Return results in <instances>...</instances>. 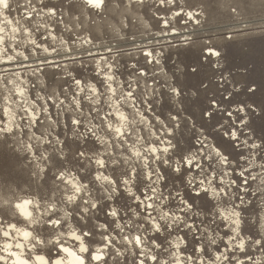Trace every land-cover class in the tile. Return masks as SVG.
<instances>
[{
  "label": "rangeland",
  "instance_id": "1",
  "mask_svg": "<svg viewBox=\"0 0 264 264\" xmlns=\"http://www.w3.org/2000/svg\"><path fill=\"white\" fill-rule=\"evenodd\" d=\"M34 2L39 3V0ZM9 3L10 8L4 9L3 14L12 20L19 31L15 41L6 36L3 46L6 47L7 53L13 55V48H15L17 51H23L28 58H35L38 61L44 56H63L67 51L82 56L85 49H91L96 53L105 52L106 55L103 56L105 61L102 63H97L94 58H91L87 59L90 63L79 64L80 60H77L78 64L65 69H45L39 78V89L30 97L32 105L38 111L41 108L48 109V112L40 116L41 123L30 127V123L26 124L22 120L20 112H16L19 128L14 129V134H3L0 137V217L4 222L12 220L20 224L12 215L13 209L9 205L3 206V200L11 201L21 195H33L40 199L42 208L45 203L57 204L54 219L60 218L62 215L60 209L63 208L71 213L70 222L80 229V233L95 231L96 234L93 237L86 238V243H89L93 251L103 238L99 225L106 220L112 222L114 219L107 216L111 208H117L119 211L123 219L118 222L125 225L126 231L123 234H127L129 216L136 210V201L128 197L122 183L117 193L112 191L111 185L106 186L107 188L104 186L103 189L99 187L93 178L94 173L99 170L113 176L112 169L115 168L116 178H121L120 174L124 171H127L131 178V169L138 166L141 171V181L135 182L133 192L141 196L153 195L145 186L147 181L143 177L147 170L144 169L142 162L135 158L126 160L125 157L131 156V153L125 152L124 149L135 144L137 136L142 138L143 147H147L149 143L155 141L153 132L158 135L163 133L164 138L167 139L170 128L173 133L172 140L178 152L183 151L184 154H188V152L201 151V144L205 142L207 148L202 150L205 152L217 145L227 149L230 153L229 163L223 166L221 171L229 172V175L225 177L226 180H236L234 190L239 195H245L244 192L239 191L241 187L247 189L245 206L248 207V212L245 216L249 223L243 234L259 235L264 232V150L257 151L243 143L245 140L255 144L261 143L260 138L264 137V119L259 118L258 115L250 118L248 128H242L238 122L235 123L236 128H242V132L237 133L241 147L235 144L230 147L226 142L228 137L224 135L225 130L229 132L232 130L233 122L236 121L235 115L232 117L227 115L228 111L237 107V101H244L246 104L264 103V0H187L186 3L185 0H176L175 5L164 8H160L158 0H146L142 3L134 0H131V3L130 0H105L101 9H86L82 0H44V3L56 6L57 15L45 19L36 16L30 21L23 19L24 7H18L23 5L25 0H9ZM180 8L183 9V14L177 22L172 12ZM189 11L194 14L192 21L187 19L186 13ZM4 16L0 15V24L7 29L9 25L4 21ZM160 18H171V26L164 28ZM39 23H45L47 28L38 27ZM24 27L29 28L30 36L24 34ZM52 36H55L56 40H53ZM85 38L91 40V43H85ZM29 39H35L40 48L37 49L27 43ZM45 48L48 52L44 51ZM53 48L56 51H52ZM208 48L219 50L225 59L217 64L216 57L205 55L204 50ZM146 51L154 55L159 53L156 57L159 59L158 65L148 63L150 57L144 55ZM97 64L105 73L108 71V66H112L115 79L111 83L113 88L118 90L117 95L112 96V100L120 101L119 105L122 106L118 105L119 110L123 111L130 121H136L134 125L129 123V132L125 133L123 141L116 138L113 132H109L106 124L102 131L97 130V135H106L109 144L115 146L114 151L91 136L86 141L76 139L73 143L74 135L78 137L83 133L90 122L96 125L101 123L95 111L89 113L90 107L100 111L101 116L112 112L110 122L119 123L114 110L109 107L111 100L108 96L111 93L107 92L108 82H104L103 76L97 74ZM193 66H198L196 73L191 70ZM141 69L145 70L146 76L139 78V88L135 93L139 99L135 102V106L131 101L125 104V98L121 100V93L127 91L126 85L130 84L132 88H136V79ZM75 79H81L84 83H94L100 92L104 93L103 104L94 106L84 100L82 112L76 111L72 101L80 97L74 96L78 91L77 86H74ZM251 80L256 82L255 86L258 88L254 96H248L244 91L245 83ZM171 87L182 90L181 95L177 96L170 92ZM236 89H239V94L233 97L232 93ZM9 94L13 101L20 100L14 92L5 94L0 91V104L3 103L2 98ZM87 94L86 92L82 95ZM61 100L64 101V105L58 107ZM214 100L218 102L217 107L211 105ZM229 100H232L230 101L232 103H229ZM205 110L212 112L213 116L203 115ZM257 113H259L258 108ZM141 115L144 117L143 121L140 119ZM49 116L52 118L51 121L47 119ZM173 117L176 119H172ZM73 118H80L82 124L72 125ZM0 119H6L3 117L2 107H0ZM48 131L50 136L47 138L52 141L50 145L40 144L34 139V136H41ZM57 139L61 142L67 139L70 145V149H64L68 158L63 161L62 168L55 167L51 161L39 158L45 152L49 155L55 154L57 159L60 158L58 151L60 144L56 143ZM29 143L35 146L34 154L26 151V145ZM154 146H159V142L155 141ZM80 151H84L86 157H80ZM241 152H243V158L240 156ZM100 153H105L102 158L108 164L106 169H98L94 163L95 156ZM143 155L147 157L149 154L143 153ZM33 157L39 159H33ZM89 158H92L93 162L90 163ZM177 158L176 155H172L173 167ZM114 162L120 163L114 165ZM202 163L207 170L209 160L206 158ZM37 164L44 167L47 175L45 172H40ZM156 167L166 170L163 163L159 165L152 163L153 170ZM212 167L216 168L217 165L213 163ZM65 169L85 177L81 182L89 184L91 201H98L101 207L107 203L108 208H104L103 211L90 209L84 213L83 201L89 199L84 195L79 200L78 208L75 205H68L63 200L65 186L54 178L59 171ZM167 171H169L168 179L156 187L158 193L164 196L172 193L173 199L166 203L170 208L176 209L180 197L185 194L187 179L189 176H198V173L194 167L191 173L185 168V183L182 185L181 180L177 178L179 174ZM242 171L245 173L243 176L240 175ZM246 180L247 185L244 183ZM109 195L113 196L112 200H108ZM149 202L145 200L141 211ZM195 203L199 205L200 201ZM146 215L145 212L144 217ZM144 217H141V220ZM44 219L47 220L48 217ZM199 219L204 217L201 216ZM68 222L63 221V228H57L56 231H67ZM196 226H200L199 220L196 221ZM210 227L213 231L217 230L215 224ZM112 229H116V223H112ZM51 231L47 223L35 227V233L45 241L52 236L49 235ZM110 232L116 235V232L111 230ZM218 232L223 240H227L226 232L231 235L224 226V222L219 223ZM185 233H187V239L186 244L182 246L186 248L183 259L193 255L198 261L202 259L204 264H208L209 257L214 259L217 248L224 251L226 247L222 241L218 240L217 245L208 246L207 256L203 253H194L192 252L194 247L204 246L196 240L200 234L188 232L183 227L173 231L169 240L175 239L177 235L184 236ZM148 234H153L150 225ZM120 238L121 236L118 235L117 239ZM167 246L168 243L165 241L164 247ZM124 251L125 248L122 247L121 252ZM247 251L250 252L254 261L258 260L264 264L261 251L255 248H249ZM134 252L138 254L139 250H127L128 264H132ZM234 255L236 259H245L239 251H236ZM114 258L113 251V255L107 257L108 264H113ZM166 258V256L162 257V259ZM118 259L120 264H124L123 256ZM245 264H247L246 260Z\"/></svg>",
  "mask_w": 264,
  "mask_h": 264
},
{
  "label": "snow or ice",
  "instance_id": "2",
  "mask_svg": "<svg viewBox=\"0 0 264 264\" xmlns=\"http://www.w3.org/2000/svg\"><path fill=\"white\" fill-rule=\"evenodd\" d=\"M137 2L142 3L143 0H137ZM187 0H185V3ZM5 5V9L10 8L9 0H3ZM131 3V0H130ZM82 4L86 9H97L93 4V0H82ZM105 4V0H101L98 9H101ZM158 4L160 8H164L166 6H171L176 4V0H158ZM178 8L179 5H176ZM18 7H24L25 15L23 19L32 20L36 16L42 17L45 19L47 17H55L57 15L56 6L49 5L44 3V0H39V3H35L34 0H25L23 5H18ZM46 9V11H44ZM169 11H172L171 8H168ZM159 11V9H158ZM183 14V9L180 8L178 11H173L172 16L177 18V22H179V18ZM188 21H192L194 18L193 12L189 11L186 13ZM163 23L164 28H168L171 26V18L164 19L160 18ZM12 23V22H11ZM38 27L47 28L45 23H39ZM173 31L175 29L173 28ZM24 34L27 32V35L30 36V30L27 27L23 28ZM53 40H56L55 36H52ZM85 43H91V40H85ZM29 44L33 45L35 48L39 49L40 45L29 39ZM48 52L47 50H44ZM52 51H56L55 48ZM205 51V55L207 57H216L217 64L222 59H225V56L215 48H208ZM144 55L146 57H150L148 63L159 64V59L156 57L159 56V53L155 55L152 52H145ZM28 58V57H27ZM109 68H111V79L109 80ZM133 69L135 70V65H133ZM192 72L196 73L198 71V66L192 67ZM97 74L103 76L104 82L108 81L112 85V81H114L115 76L112 74V66H108V71L105 73L102 71L99 66L97 69ZM222 75V73H221ZM146 76L145 70L141 69L139 72V76L136 79V88H132V86L126 85L127 91L121 93V97L125 98V104L128 101L133 103L135 106V102L139 99L136 96V89L139 88V78ZM75 85L77 86L78 91L74 94V96L80 97V99H73L72 104L75 105V110L82 112L84 104L83 101L87 100L91 105L99 106L103 104L104 101V93H101L98 87L95 85V92L93 94L89 83H84L81 79H75ZM203 83V81H201ZM238 83V82H234ZM94 84V83H93ZM256 82L254 80L248 81L245 83L244 91L248 96H254L258 88L255 86ZM108 88V83H107ZM117 89L113 88L111 95L115 97L117 95ZM182 90H178L176 87H171L170 92L174 93L177 96L181 95ZM88 93L87 95H82L84 93ZM108 92V91H107ZM239 94V89L233 91L232 96H237ZM98 99V102H96ZM232 100H229V103ZM149 103H151L149 101ZM237 107L228 111V116L232 117L235 115L236 121L233 122L232 130L229 132L225 130L224 135L228 137L226 141L227 144L232 147L235 144L237 147H241L242 145L239 142V137L237 135L238 132H242V128L250 127V118L256 117L258 115L259 118L264 119V103H256L251 102L250 104H246L244 101H237ZM64 101H59L58 107H63ZM122 105H119V107ZM213 107L218 106L217 101L212 102ZM110 107V105H109ZM111 108V107H110ZM257 108L259 109V113H257ZM102 111V109H100ZM25 116L30 117V127L33 125L40 124V116L43 113L48 112V109L41 108L39 111V115L36 114L35 108L29 107L25 108ZM93 111L96 112V116L99 117L101 123L100 125H96L90 122L89 126H86V129L83 133L79 134V136L74 135L73 143H75L76 139L85 140L91 136L96 141L101 144L107 145L111 147L113 151L115 150V146L109 144L108 139L107 143L101 139V135H97V130H103L104 125H107V129L109 132L111 130L112 122V112H107L103 116L100 115V111H97L95 107L89 108V113ZM203 115H207L209 117L213 116L212 112L205 110ZM139 115V113H137ZM3 117H5L3 115ZM6 118V117H5ZM49 121L52 118L47 117ZM172 119H176L173 117ZM5 120L0 119V128H3V122ZM143 121V120H141ZM238 122L242 128H236L235 123ZM58 123V121H57ZM71 124L74 126H80L82 124V120L80 118H73L71 120ZM51 127V125L49 126ZM170 130V131H169ZM8 134V133H4ZM14 134V131L11 133ZM123 139L120 136H116V138L124 140L125 133H121ZM50 136V131L42 133L41 136H34V139L40 142V144L50 145L52 143L51 139L47 137ZM152 136L155 138V141L159 142V146H154V142L149 143L148 145L152 146V151L147 155V164L144 167L147 171L144 173V180L147 181L145 185L150 189L153 195H138L133 192V187L135 182L141 181V171L139 167H133L131 169V178H129V173L127 171L122 172L121 178L115 177L116 169L113 168V176L111 177V183H105L104 186L111 185L115 187V192H119V188L121 183L125 187V191L128 193V197L130 199H134L136 201V210L131 212L129 216V222L127 225V234L125 233V225L118 222L123 218L120 216L117 208H111L107 212V216H110L113 219L112 222H108L106 220L105 223L99 225V228L102 230V241L99 242L98 246L93 251L89 246V243H86V238L93 237L96 233L95 231H83L80 235L83 236V243L87 245L86 252L83 255V259L86 264H108L107 257L113 255L114 251V261L113 264H120L119 257L123 256L124 264H128V257L126 255L128 249H138L139 252L133 253L132 264H204L203 260L199 261L193 257V255H188L186 259H183V253L186 251V248L182 247L186 244L187 233L184 236L177 235L175 239L169 240V237L172 236L173 231H178L180 227H183L188 230V232L199 233L200 235L196 237V240L204 246H196L192 249L194 253H203L205 256L208 255V246L217 245L218 240L222 241L225 244L224 251H220L219 248L216 249V255L214 259L209 257L208 264H245V260L247 264H261L260 261H254L252 255L247 250L249 248H255L261 251L262 256H264V232L259 235H253L249 233L248 235H244L243 233L246 230V226L248 225V219L245 216V213L248 212V207L245 206V196L247 195V189L241 187L239 189L240 192H244L245 195H239L234 187L236 185V180H226L225 177L229 175L228 171H221L223 166H227L229 163L230 153L223 146L217 145L209 149L207 152L202 151L207 148L206 142L201 144V151H197L195 153L188 152V154H184L183 151L178 152L176 150V145L173 143L172 137L173 133L171 129H168L167 136L168 138H164V134H157L155 132L152 133ZM47 138V143H43L44 138ZM31 139V138H30ZM142 139V138H139ZM261 143L255 144L250 143L249 140H245L244 145H249L251 149H255L257 151L264 150V137H261ZM126 142V141H125ZM57 144H60L59 148V159L56 158L55 154L49 155L46 153L45 156L39 157L41 160L51 161L55 167L62 168L63 161L68 158L64 149H70L69 141L65 139L64 141H60L57 139ZM123 143L121 147L123 148ZM27 147L31 148L33 151L34 145L29 143ZM55 151V150H54ZM125 152H129V147L124 149ZM172 155H176L178 158L175 160V166L173 167ZM80 157H86V153L84 151L79 152ZM105 156V153H100L94 158V163L96 161H100V166L98 169H106L108 164L106 160L102 157ZM241 158H243V152L240 153ZM128 157V156H126ZM209 160L208 168L205 170L203 167V161L205 159ZM90 159V163L93 162L92 158ZM120 162H114V165L119 164ZM152 163H156L159 165L163 163L165 165L166 170H162L159 167H156L154 170L152 168ZM215 163L217 165L216 168L212 167V164ZM83 167V165H81ZM193 167L195 168L198 176H189L186 182L185 194L180 197L179 205L176 209H172L168 206L166 201H170L173 199L172 193H169L168 196H164L161 193H158L156 185L160 184L162 181H166L168 179L169 171L175 172L179 174L177 178L181 180L182 185H184V176H185V168L187 172L191 173L193 171ZM45 172V169L44 171ZM103 172V171H97ZM104 173V172H103ZM245 173L242 171L240 175H244ZM45 175L47 173L45 172ZM80 181H83L85 177L79 176L76 174ZM104 175H106L104 173ZM108 176V175H106ZM219 177V179H217ZM56 181L64 184L65 182L61 179H58L57 175L54 177ZM82 183V182H81ZM245 185L248 184L246 180ZM89 188V184H88ZM139 190L137 189V192ZM122 195V194H121ZM83 193L80 194L79 198L75 206L79 207V200L82 198ZM89 194V199H90ZM102 199V198H101ZM113 196L109 195L108 200H112ZM145 200L150 201L146 204L143 211H141V206L144 205ZM239 201L238 203L236 201ZM200 201V204L197 205L195 202ZM84 209H87V212L92 210L103 211L104 208H108V204L104 203L101 207L98 201H93V204H90L88 199L84 201ZM11 207V204H9ZM84 212V211H83ZM147 213L146 217H144V213ZM85 213V212H84ZM56 215V210H53L51 215L48 216L47 224L52 230L49 235H53L56 232L57 228H63V224L58 221V218H53ZM201 216L204 219H199ZM141 217H144L141 220ZM211 217V219H209ZM135 218V219H133ZM199 220V225L196 226V221ZM191 221V222H189ZM224 222V226L231 232V235H228L226 232L227 240H223V238L219 235L218 227L219 223ZM112 223H116V229H112ZM217 225V230L213 231L211 229V225ZM133 225H138V227H133ZM149 225L152 235H149ZM204 225H209L208 227H203ZM111 231L116 232V235H112ZM118 230V231H117ZM166 233V235H165ZM123 234V235H121ZM120 235L121 238L117 239V236ZM167 241L168 246L165 248L164 243ZM243 241V244L240 243ZM94 242V241H90ZM206 242V243H205ZM47 244V241H45ZM127 246V247H125ZM125 248L124 252H121V248ZM47 249L46 256L48 258V264H53L54 260L60 257L61 253L65 251L66 245L63 240H57L55 243H52L50 247H45ZM239 251L242 255H244L245 259H236L234 253ZM87 254V255H86ZM90 256V259L88 258ZM167 257L166 259H162V257ZM27 259V258H25Z\"/></svg>",
  "mask_w": 264,
  "mask_h": 264
},
{
  "label": "clouds",
  "instance_id": "3",
  "mask_svg": "<svg viewBox=\"0 0 264 264\" xmlns=\"http://www.w3.org/2000/svg\"><path fill=\"white\" fill-rule=\"evenodd\" d=\"M101 0H93V4L98 9ZM5 9V5L3 0H0V15H3V10ZM4 21L11 25V21L8 20L7 16H4ZM0 32L4 33V36H0V52H4L5 49L3 47V41L8 33L5 32L3 27H0ZM12 33H17L18 29L16 27H11ZM27 35V32L25 33ZM10 39L15 40V36L9 37ZM87 40V38H85ZM31 41L35 42V39H31ZM29 40L27 41V43ZM44 50H47L45 48ZM13 52L16 53V56L23 57L25 60L27 56L24 55L23 51H17L13 48ZM35 54V53H34ZM7 60L15 59V56L9 55L6 57ZM99 64H97V68ZM111 68H109V80L111 79ZM108 82V81H107ZM10 84L13 81H9ZM21 83H24L23 81ZM89 86L94 94L95 92V84L89 82ZM15 95L18 97L27 100V92L26 88L20 87L19 85H15ZM113 86L108 82L107 91L112 93ZM3 103L0 104L2 107V114L6 117V120L3 122V128H0V137L3 136L4 133L11 134L14 129L19 128V124L17 123L18 117L16 116V109L18 107V102L13 101L11 95H5L3 98ZM108 99L111 100L110 107L114 110L117 120L119 121L118 124H111V130L114 133L115 137L120 136L123 139L121 133L129 132V123L133 125L136 123L134 120H129L128 116L121 110H119V103L120 101L112 100V95L108 96ZM121 100H124V97H121ZM98 102V99L97 101ZM28 105H32V101H27ZM11 105V107H9ZM28 106L26 105L25 108ZM39 115V111L36 113ZM141 120H144V117L140 116ZM170 131V130H169ZM101 139L105 143H107V139L101 135ZM43 143H47V138L45 137L42 141ZM127 143V142H126ZM139 145L140 147H138ZM110 148V147H109ZM152 146L148 145L147 147H143V141L136 137V143L129 145V152L131 156L125 157V159H133L139 160L142 162L143 166L147 164V157L143 155V153H150L152 151ZM26 151L29 153L32 152L31 148L27 147ZM46 153L42 154L45 156ZM33 159H39L33 157ZM96 165L100 166V161H96ZM40 172L43 173L44 167L40 164H37ZM58 179L63 180L65 183L63 184L64 187V194L63 200L68 205H75L77 199L79 198L80 194L83 193L85 197H89L88 191V184L81 183L79 177L75 174V172L70 170H62L59 171L57 174ZM94 180L97 182L99 187L103 189L105 183H111L110 175L106 176L103 172H96L94 173ZM158 190V189H157ZM106 191V189H105ZM115 192V187L112 189ZM88 202L93 204L91 199H88ZM3 206H7L11 204V208L13 209L12 215L14 217H18L21 221L26 222L25 224H21L20 226L17 225L15 222L10 223H0V262L2 264H48V258L44 252H37L38 248H45L51 246L52 243H55L57 240H63L64 244L66 245V249L62 252L59 258L54 260L53 264H86L85 260L83 259V255L86 252L87 245L83 243V236L80 235V229L75 227L70 222L71 213L65 211L63 208L60 209L62 215L58 218L59 222L69 221L66 225L67 231H59L57 230L55 234H53L48 240L47 244H45V240L41 238V236L37 235L33 230L34 226H37L38 222L47 223L45 217H48L53 210H57V204L55 202L52 203H45L44 207L42 208V204L39 198L33 195H21L18 196L15 200H3ZM85 213H87V209H83ZM43 218V220H42ZM77 242V244H73L71 242ZM243 244V241H240ZM27 254H30V258H26V251ZM258 261V260H257ZM210 264V262H209Z\"/></svg>",
  "mask_w": 264,
  "mask_h": 264
},
{
  "label": "built area",
  "instance_id": "4",
  "mask_svg": "<svg viewBox=\"0 0 264 264\" xmlns=\"http://www.w3.org/2000/svg\"><path fill=\"white\" fill-rule=\"evenodd\" d=\"M6 39H4L5 41ZM3 41V42H4ZM184 41V40H182ZM4 47V46H3ZM4 49L6 50V47H4ZM12 55L11 53H7V51H5V53L0 54V76H2V80H0L1 85L4 87H0V91L8 94L9 92H14L15 93V85H19L20 87L26 88V92H27V100L24 99H20L18 101L19 105L16 109V112L21 114L22 116V120H24V122L26 124L30 123V117H26L25 116V107L26 105L32 109L31 105H28L26 102L30 100L31 94L35 91H37L39 89V78L41 77V73L47 69L46 66L45 67H39V72L34 71L32 72V70H34V66L44 62V60H46L47 58H54L53 60L56 61H60L59 63H56L55 65H53L55 67L54 70H58L60 68H69L74 64H78L77 60H80V63H90V60L87 59H91L94 58L95 62H99L102 63L104 60V57L106 55V53L104 52H100V53H96L91 49H85L83 52L82 56H77L76 53L67 51L66 54H64L63 56L60 55H55V56H44V58H42L41 60H35V58H27L26 60L23 57L20 56H16V53L14 52L12 56H15V59L13 60H7V56ZM26 56V55H25ZM41 61V62H40ZM25 65H32L33 68H25L19 71H6L9 69L10 66L12 67H21V66H25ZM41 68V69H40ZM43 69V70H42ZM30 70V71H27ZM27 71V72H24ZM16 73V74H15ZM20 75H17L19 74ZM22 73V74H21ZM8 74H10V76H8ZM100 79L102 80L101 76ZM9 81H13L12 84L9 83ZM24 83H21V82ZM75 86V83H74ZM8 92V93H7ZM17 98H20L16 95ZM21 100H23V102H20ZM9 107H11V105H9ZM35 108V107H34ZM36 113L38 111L37 108H35ZM6 120V119H5ZM92 264H95V262H92Z\"/></svg>",
  "mask_w": 264,
  "mask_h": 264
},
{
  "label": "bare ground",
  "instance_id": "5",
  "mask_svg": "<svg viewBox=\"0 0 264 264\" xmlns=\"http://www.w3.org/2000/svg\"><path fill=\"white\" fill-rule=\"evenodd\" d=\"M134 1H137V0H134ZM144 1H146V0H143V2ZM1 16H4V14L3 15H1ZM8 20H10L9 18H8ZM195 20V19H194ZM11 22H12V20H10ZM7 24V23H6ZM8 25V24H7ZM15 27V25H14V23L12 22L11 23V25H9V28H7V29H5V32H7L8 33V37H11V36H15V40H16V34L18 33H12L11 32V27ZM0 27H3L1 24H0ZM18 29V28H17ZM18 31H19V29H18ZM0 36H4V33L3 32H0ZM183 38V37H182ZM5 39H6V37H5ZM13 40V39H12ZM15 40H13V41H15ZM6 51V50H5ZM5 51L4 52H0V54H2V53H5ZM147 52V51H146ZM54 58H47L46 60H44V62H42V63H39V64H37V65H35L34 66V70H32V72H34V71H37V72H39V67H45L46 66V68L47 69H50V70H54L55 69V67L53 66V65H55L56 63H59L60 61H56V60H53ZM25 68H33V66L32 65H25V66H21V67H12V66H10L9 67V69L8 70H6V71H9V70H12V71H19L20 72V70H22V69H25ZM41 69V68H40ZM43 70V69H42ZM27 71H30V70H27ZM27 71H24V72H27ZM16 74V73H15ZM22 74V73H21ZM17 75H20V73L19 74H17ZM8 76H10V74H8ZM0 80H2V76H0ZM173 86V85H172ZM0 87H3L2 85H1V83H0ZM4 88V87H3ZM21 99V98H20ZM212 105V104H211ZM228 116V115H227ZM34 152V150L31 152V154H34L33 153ZM16 220L17 221H19L20 222V224H18L17 222H15V221H9V222H4L2 219H1V217H0V223H10V222H15V223H17V225L18 226H20L21 224H25L26 222H23V221H21L18 217H16ZM40 224H41V222H38V224H37V226H40ZM37 226H34V228L33 229H31V230H33L34 232H35V227H37ZM38 235V234H37ZM0 239H3V238H0ZM48 240V239H47ZM86 242V241H85ZM71 243H73V244H75L74 243V241L73 242H71ZM76 244H77V242H76ZM77 246H78V244H77ZM40 250V252H44L45 254L47 253V249L46 248H38L37 249V252ZM26 251V258H30V254H27V250H25ZM39 253V252H38ZM0 255H3V253H0ZM61 255H62V253H61ZM87 255V254H86ZM90 259V258H89ZM0 264H2V262H0Z\"/></svg>",
  "mask_w": 264,
  "mask_h": 264
}]
</instances>
